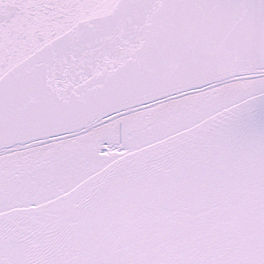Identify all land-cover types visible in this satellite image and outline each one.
I'll return each instance as SVG.
<instances>
[{
  "label": "snow or ice",
  "instance_id": "obj_1",
  "mask_svg": "<svg viewBox=\"0 0 264 264\" xmlns=\"http://www.w3.org/2000/svg\"><path fill=\"white\" fill-rule=\"evenodd\" d=\"M0 264H264V0H0Z\"/></svg>",
  "mask_w": 264,
  "mask_h": 264
}]
</instances>
